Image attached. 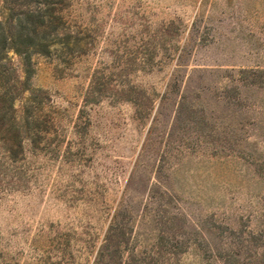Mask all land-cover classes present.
Returning <instances> with one entry per match:
<instances>
[{
	"label": "rangeland",
	"instance_id": "1",
	"mask_svg": "<svg viewBox=\"0 0 264 264\" xmlns=\"http://www.w3.org/2000/svg\"><path fill=\"white\" fill-rule=\"evenodd\" d=\"M17 18L53 45L0 61V264H264V0H0Z\"/></svg>",
	"mask_w": 264,
	"mask_h": 264
},
{
	"label": "trees",
	"instance_id": "2",
	"mask_svg": "<svg viewBox=\"0 0 264 264\" xmlns=\"http://www.w3.org/2000/svg\"><path fill=\"white\" fill-rule=\"evenodd\" d=\"M42 25L39 20L29 22L20 18L0 21V61L8 52H14L21 59L26 78L33 73L32 57L50 54L53 45L50 36L40 31ZM3 81L5 78L0 72V126H15L11 123L14 122L11 115L13 97L5 90Z\"/></svg>",
	"mask_w": 264,
	"mask_h": 264
}]
</instances>
